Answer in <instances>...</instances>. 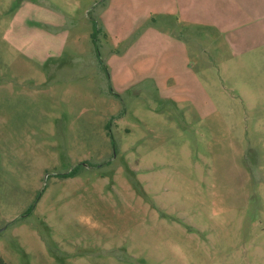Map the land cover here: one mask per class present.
I'll use <instances>...</instances> for the list:
<instances>
[{
  "label": "rangeland",
  "instance_id": "obj_1",
  "mask_svg": "<svg viewBox=\"0 0 264 264\" xmlns=\"http://www.w3.org/2000/svg\"><path fill=\"white\" fill-rule=\"evenodd\" d=\"M262 9L0 0V260L264 264Z\"/></svg>",
  "mask_w": 264,
  "mask_h": 264
},
{
  "label": "trees",
  "instance_id": "obj_2",
  "mask_svg": "<svg viewBox=\"0 0 264 264\" xmlns=\"http://www.w3.org/2000/svg\"><path fill=\"white\" fill-rule=\"evenodd\" d=\"M94 26L95 27H94V30L92 32V38H93V41H94V44H95V47H96V51H97V55L99 57V61H100V63H102V59H101V56H100V49H99V46H98V43H97L98 34L101 32V29L97 28L96 22H94ZM75 173H77V169L76 168L72 169L70 172L64 173L63 175L64 176H72ZM0 264H5L3 259L0 260Z\"/></svg>",
  "mask_w": 264,
  "mask_h": 264
},
{
  "label": "crops",
  "instance_id": "obj_3",
  "mask_svg": "<svg viewBox=\"0 0 264 264\" xmlns=\"http://www.w3.org/2000/svg\"><path fill=\"white\" fill-rule=\"evenodd\" d=\"M261 4L263 5V9L262 10H260L263 14L262 15H264V0H261ZM254 9H256V6H255V8Z\"/></svg>",
  "mask_w": 264,
  "mask_h": 264
}]
</instances>
